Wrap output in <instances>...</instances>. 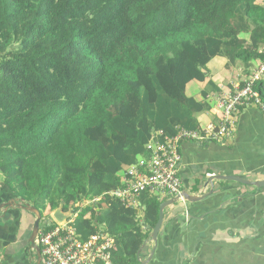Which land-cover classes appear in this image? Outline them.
<instances>
[{"label":"trees","instance_id":"obj_1","mask_svg":"<svg viewBox=\"0 0 264 264\" xmlns=\"http://www.w3.org/2000/svg\"><path fill=\"white\" fill-rule=\"evenodd\" d=\"M263 48L264 0H0V184L41 214L100 198L77 216L79 238L106 227L112 264H142L173 196L145 192L132 210L110 191L154 134L202 130L205 112L218 122L214 97L231 83L211 77L215 58L243 82Z\"/></svg>","mask_w":264,"mask_h":264},{"label":"crops","instance_id":"obj_2","mask_svg":"<svg viewBox=\"0 0 264 264\" xmlns=\"http://www.w3.org/2000/svg\"><path fill=\"white\" fill-rule=\"evenodd\" d=\"M222 59L219 65L211 67L210 63L216 84L239 82L244 69L229 70L227 59ZM197 88L201 90L203 85ZM199 119L203 125L217 121L213 112L201 113ZM181 153L183 192L193 196L213 193L200 202L180 199L174 207L167 206L158 241L151 235L146 241V250L150 251L145 260L152 257L148 264H264V187L222 179L205 186L214 175L264 180V113L254 107L242 109L232 139L206 144L185 141ZM13 199L8 187L0 184V205ZM140 203L136 210L143 207L141 199ZM173 210L182 211L178 219L171 215ZM0 214L4 215L3 209ZM35 220L32 212L18 206L0 217L2 264H38L37 250L29 242Z\"/></svg>","mask_w":264,"mask_h":264},{"label":"built area","instance_id":"obj_3","mask_svg":"<svg viewBox=\"0 0 264 264\" xmlns=\"http://www.w3.org/2000/svg\"><path fill=\"white\" fill-rule=\"evenodd\" d=\"M261 52L264 54V48ZM263 78L264 58L258 62L248 79L232 82L230 86H220L219 94L214 97L218 122H211L202 130L177 127L174 134L165 131L154 134L148 143L150 157L128 166L122 172L123 186L110 191V197L133 210L141 207L140 199L148 191L156 194L166 192L173 197L181 195V144L184 141L204 143L232 139L236 131L237 114L242 109L254 107L264 113V98L257 89ZM99 200L100 198L84 200L83 206L75 209L64 223H58L50 214L51 227L40 229L36 238V245L42 254V264H112L115 238L106 228L101 227L83 241L75 227V220L83 207L96 206Z\"/></svg>","mask_w":264,"mask_h":264},{"label":"water","instance_id":"obj_4","mask_svg":"<svg viewBox=\"0 0 264 264\" xmlns=\"http://www.w3.org/2000/svg\"><path fill=\"white\" fill-rule=\"evenodd\" d=\"M214 179L236 181V182H240V183H243V184H250V185H253V186H256V187H259V188H263L264 187V180L250 181V180L244 179V178L239 177V176H234V175H214V176H211V177L208 178L205 186L207 187L209 184H211ZM212 193H213V190H211L209 193L202 192L199 195L193 196V195H189L186 192H182L181 195H177L173 199L162 203L161 206H160V217H159V220H158L156 226L154 227V229H153V231L151 233L152 240L157 242L158 241V236H159V234L161 233V231L164 228V210H165V208L167 206L177 203L178 201H180V199H183L184 201H188V202H192V203L200 202V201L204 200L205 198H207ZM18 200L19 199H13L10 202L2 203L0 205V212L3 209L4 215H5L10 208L18 206L21 209H25L27 211L32 212L36 216V220H35V223H34L33 231H32V234H31L29 242H30L31 246L37 250L38 264H42L41 250L36 245V238H37V235H38L39 230H40V222L42 220V214L36 207H34L32 205H29V204L19 203ZM72 214H73V209H71L70 211L66 212V211H64L63 206H60L59 208H57L56 210H54L51 213V215L53 216L55 221H57L58 223H64L69 217L72 216ZM4 215L0 214V217L4 218ZM147 242H148V240H147ZM147 242L144 244L143 248L145 247ZM154 252H155V249L153 250V254H154ZM151 258L148 259V260L142 261V264H148V262L151 260Z\"/></svg>","mask_w":264,"mask_h":264},{"label":"rangeland","instance_id":"obj_5","mask_svg":"<svg viewBox=\"0 0 264 264\" xmlns=\"http://www.w3.org/2000/svg\"><path fill=\"white\" fill-rule=\"evenodd\" d=\"M222 61H223L222 57H217V58H215V59L212 61V63H211V67H212L213 65H219V64H221ZM198 85H199L198 82H192V83H190V84L188 85V87H187V91H186V93H187L188 95L198 96V95H199V91H200V88H197ZM50 217H51V216H50V213H49L48 211H44V212L42 213V220H41V222H40V227H43V226H44V223H45L46 221H48V220L50 219Z\"/></svg>","mask_w":264,"mask_h":264}]
</instances>
